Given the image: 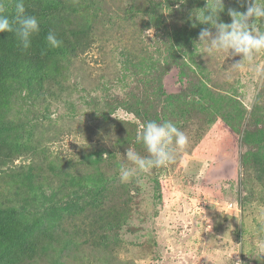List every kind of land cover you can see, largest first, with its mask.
<instances>
[{
  "label": "rangeland",
  "instance_id": "rangeland-1",
  "mask_svg": "<svg viewBox=\"0 0 264 264\" xmlns=\"http://www.w3.org/2000/svg\"><path fill=\"white\" fill-rule=\"evenodd\" d=\"M95 1L56 0L60 25L92 27L91 47L59 58L37 93L12 86L0 107L1 120L16 130L7 140L19 151L7 165L11 170L0 169V202L26 203L30 211L23 219L40 223L34 234L43 248L20 264H264V136L258 148L259 141L245 143L241 135L264 126V72L256 70L264 69V52L251 66L231 68L241 55L224 60L197 45L204 24L192 13L210 0H150L159 5L162 26L175 25L194 39L190 50L181 41L176 60L167 62L175 39L144 12L147 1ZM224 6L220 21L231 23L228 9L244 13L249 3L224 0ZM255 23L264 30V21ZM200 77L215 94L237 100L244 116L208 123L205 114L192 110ZM168 94L185 100L169 104ZM165 120L185 132L186 148L174 163L122 183L121 166L132 167L126 151L148 155L137 133L146 121ZM88 175L103 176L114 193L98 208L76 198L83 210L70 217L59 207L72 192L75 200L78 182ZM48 207H56L54 219ZM106 211L112 225L98 229L96 215Z\"/></svg>",
  "mask_w": 264,
  "mask_h": 264
},
{
  "label": "trees",
  "instance_id": "trees-1",
  "mask_svg": "<svg viewBox=\"0 0 264 264\" xmlns=\"http://www.w3.org/2000/svg\"><path fill=\"white\" fill-rule=\"evenodd\" d=\"M145 1L149 3V6L144 9V12L147 11V13H150V18L153 20L155 26L157 28H162L168 39H171V37L175 39L174 43H169L170 53H168L167 62L176 60L175 50L181 47V41L184 42L183 45L186 47V50H190L192 45H194V39H188V35H190L191 32L184 34L182 31H177L175 25L169 27L167 23H164L162 26L160 20L163 15L159 14L157 11L159 5L152 4L150 0ZM169 1L172 2L173 0ZM239 1L241 3L247 2L249 3V6H251V3L253 2V0ZM16 2L17 0H5L6 11L4 14L7 15L10 20L16 14ZM96 2L97 1L95 0H90L91 5L96 4ZM174 2L180 3V0H174ZM23 3L26 9V14L34 15L39 20L40 31L32 37V45L27 51L22 50L20 42L14 32L0 33V107L3 103H6L9 89L12 86H15L16 89L19 87L17 90L25 88L29 94L33 92L37 93L40 91L39 88L42 85V80L45 78V73L49 70L50 66L55 67L59 58L70 59L82 54L91 47L93 42L92 36H90L92 27L80 26L77 28L72 26L69 27L68 25H60V20L57 19L58 10L56 9V0H23ZM202 4L204 5V0ZM136 9L137 11H141L140 4L137 5ZM193 10L195 11L196 7L193 6ZM129 11L133 12V6H130ZM208 26L210 25L204 24L201 29ZM49 32L55 33L57 38L62 40L63 43L61 47L52 48L48 45L46 38ZM168 32L171 33V37ZM179 58L180 57H177V59ZM190 61L191 65H195L196 69H201L200 65L195 63L191 58ZM200 79L203 78H199V81L203 84L202 87L197 85L199 96L194 98V101L191 103L190 106L192 110H196L199 114H205L208 123L214 121L218 116L233 120L235 117L233 113L239 118L241 115L244 116L245 110L237 106V100L227 97L224 94H215L214 91L210 90V87L204 84V80L202 81ZM179 96L177 100L174 101L175 96L168 94L166 95L165 100L169 104H172L173 102H181L179 100L180 98L182 101L185 100V98H182V95L180 98ZM185 103L186 102H182L183 105ZM136 108L137 113H139V109H142L140 104H138ZM221 108H227L228 111L224 112V109ZM132 110L135 112V108ZM255 112L256 110L249 112L248 118L250 122L256 116ZM181 116H183V113H181ZM155 118H158L157 115H155ZM254 120L257 122L259 119L255 118ZM13 131H16L15 128L0 118V169L3 170H11V167H7L10 163L9 161H12L19 155L18 144L11 140L8 142L7 140L8 138H11L10 133ZM241 135L242 141H245V143L248 142L251 137L252 140L259 141L258 148H260L261 140L264 136V126L261 128L255 127L251 130V133L241 131ZM89 158H91V156H89ZM96 164L100 165V162H97ZM31 173L32 172L30 171L25 174L30 178L32 177ZM84 181V183H81L82 185L78 182L79 189L74 191L76 196L75 200H73L72 192L70 193L71 196L66 204L64 203V206L59 207L67 210L70 217L74 216L76 212L83 210V206L80 205L78 203L80 201L77 200L84 198L86 200L87 198V200H89L86 201L88 204L98 205V208L99 206H102L106 195L114 193L112 187L109 189L107 186V181L103 176L96 177L88 175L87 179H84ZM78 192H82V196H79ZM76 198L78 199L76 200ZM48 210L50 216L54 219L57 215L56 207L50 209L48 207ZM29 211L27 204L24 202H20L16 207H10L0 202V264H20L23 256L27 253L30 257H33L35 252L40 251L43 248L40 246L41 241L39 237L34 234V231L36 232V229L34 228H38L40 223H36L33 220L32 222H27L23 219L25 213ZM108 213L109 211H106L104 215H102V213L96 215L95 220L101 223L100 226L98 225V229L104 227L108 228L112 225L111 221L107 220ZM105 214H107V216ZM114 214L116 217L119 216V213L116 211ZM106 236V232L102 234V237ZM40 237L44 236L40 235Z\"/></svg>",
  "mask_w": 264,
  "mask_h": 264
},
{
  "label": "clouds",
  "instance_id": "clouds-1",
  "mask_svg": "<svg viewBox=\"0 0 264 264\" xmlns=\"http://www.w3.org/2000/svg\"><path fill=\"white\" fill-rule=\"evenodd\" d=\"M16 14L10 20L6 11L5 0H0V33H15L23 51L30 49L32 37L39 33L40 22L34 15H27L23 0L16 2ZM195 17L201 24H208L216 31L204 28L199 33V43L208 56L223 55L224 60L228 56L241 55L242 60L231 68H240L247 63L253 65L257 54L264 52V30L256 26V21H264V0H253L246 12L241 13L234 9H228L231 23L220 21L219 13L224 12V0H210L206 7L197 9ZM207 13V14H206ZM48 45L59 48L62 40L56 34L49 32ZM257 72H264L257 66ZM228 71V70H227ZM225 71V72H227ZM115 136L112 137L113 146ZM116 139V138H115ZM136 142L142 143L148 155L142 156L135 150H127L124 157L126 162L119 170L121 182H128L137 173H148L154 168H160L174 163L178 151H183L188 145V137L184 131L171 120L163 122L147 121L136 135Z\"/></svg>",
  "mask_w": 264,
  "mask_h": 264
}]
</instances>
